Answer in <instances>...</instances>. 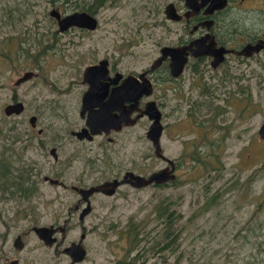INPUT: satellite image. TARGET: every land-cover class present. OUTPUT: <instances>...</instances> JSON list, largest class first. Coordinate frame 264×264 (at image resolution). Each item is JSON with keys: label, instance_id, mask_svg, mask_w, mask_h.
<instances>
[{"label": "rangeland", "instance_id": "obj_1", "mask_svg": "<svg viewBox=\"0 0 264 264\" xmlns=\"http://www.w3.org/2000/svg\"><path fill=\"white\" fill-rule=\"evenodd\" d=\"M86 1L89 3L91 0ZM168 2H175L178 7L184 5V0H107L96 14L98 26L95 31H74L79 36L76 35L73 40L79 44V50L82 49V53L78 51L77 62L85 64L109 56L111 62L116 59L118 67L126 71L140 70L150 65L157 57L160 46L175 40L176 34L171 32L174 28H180L182 34L188 32L184 24L170 22L165 18L164 7ZM15 3L20 7V13L15 11V16L19 14L22 19L14 17L9 21L7 13L15 9ZM52 5H59L62 11L68 4L64 0L55 3L50 0H0V154L6 142L4 132L13 125L10 134H17L21 138L15 144L17 149L7 151L6 148L3 154H6L11 166L20 164L21 169L26 165L32 168L33 162V168L37 169L33 172V180L39 182L38 188L28 198L34 206L33 211L64 212L72 206L76 197L42 180V175H49L48 170L54 164L51 157H42L35 151L34 139L31 148L29 138L36 137V132L27 122L30 115H36L40 120L39 125L44 128L42 137L49 138L54 134L55 137L66 138L61 155L63 160L68 159L76 150L79 151V158L64 171L68 182L81 172L84 173L80 175L84 176L87 185L118 177L126 170L148 174L162 167L163 162L154 156L151 143L145 137L149 124L146 117L126 133L118 134L115 143L104 145L94 153L86 151L92 145L68 140L70 123L77 115L73 111L64 113V110L73 95L58 93L53 83L60 86L67 82L70 63L65 59L73 58V44H67V55L60 57L47 50L43 62L44 73L39 77L29 79L19 86L13 85L17 76L10 77L9 82L6 80L5 77L9 76L5 74L3 54L9 53L7 50L12 49L11 44H30L33 37V68L38 55L44 54L37 51V45L51 41V32L56 29L48 14ZM13 51L22 74L31 65L30 57L18 47ZM257 66L253 64L246 67L256 68L254 74L257 77L253 75L250 82L255 84V89L260 88L261 114L255 116L249 110V117L246 113L241 125L234 129H224L223 146L220 144L223 142L221 132L217 130L213 134V145L218 149L221 161L209 156L210 148L205 146L202 162L208 165V161H214V169L210 168L208 172L202 169V176L197 180V169L192 168L190 158H183V149L189 148L188 152L193 150V140L201 132L195 134L191 124L175 122L174 125V112L167 119L171 125L161 140V147L167 157L182 156L184 160L176 180L164 187L137 189L122 185L112 196L96 195L93 198V212L85 220L89 228L87 246L90 250L83 264H113L125 259L129 246L119 234L125 232L131 221L137 224L141 233L145 230L146 241L149 242L146 264H264V141L254 145L260 142L258 129L264 122V70L261 66L259 70ZM190 73L189 69L185 70L182 78V112L187 107L185 102H191L192 98L200 95V88L197 82L193 83ZM13 88H16V95L25 107L20 115L7 116L3 107L10 101ZM159 88L156 84L152 95L159 97ZM167 97L166 110L169 111L176 103V96L173 91H168ZM53 100L59 102L57 109L51 107ZM63 114L70 116V123H64L66 117ZM177 116L182 117V114ZM232 116H236V113L231 112ZM49 125L51 127H47ZM98 141L96 139L95 144ZM10 153L19 157V160L11 159ZM18 169L21 171L16 167L11 171L17 173ZM19 195L17 193L11 199L0 198V230L10 219L16 221L22 229L30 226V221H18L23 214L17 210L27 209L25 199ZM206 199L213 200V203L205 210L202 205ZM164 202L169 205L168 211L177 216L173 232L178 233V240L174 247L159 253L154 246L159 240L164 242L165 235L163 220L157 217V208H161ZM78 232L76 228L72 235H78Z\"/></svg>", "mask_w": 264, "mask_h": 264}, {"label": "flooded vegetation", "instance_id": "obj_2", "mask_svg": "<svg viewBox=\"0 0 264 264\" xmlns=\"http://www.w3.org/2000/svg\"><path fill=\"white\" fill-rule=\"evenodd\" d=\"M58 1L59 0H54L52 3ZM76 1L77 3H73L72 0H64L66 5H68L67 8L62 9V11L57 5H52L51 9H58L61 13V17L73 12H86L91 14L86 9H82L83 5L81 4V0ZM84 1L87 3L86 0ZM194 1V5H196L197 8L186 7L185 2L182 7H178L175 2H168L165 5L166 7L169 3H172L175 7L176 13L181 16L178 20H170L166 18V16L165 18L170 22L179 23L180 25L184 24L183 27H186L188 32L186 34H182L180 32V28H174L171 32L176 34L175 40H173L172 43H165L160 46L158 55L155 59L160 56V49L163 46H183L189 44L192 40H196L207 35L208 38L211 39V42L215 43L210 45L211 52H214V49L219 48L224 50L221 61L214 59L213 53H210L212 55H201L197 57L189 56L183 73L177 78L172 77L169 73V57H166L161 62L160 66L155 67L154 69H151V65L155 59L150 65L143 67L140 70L132 69L130 71L119 68L117 60L114 59V61L111 62V58L109 56H103L97 60L81 64L77 62V59L79 57L78 51L82 53V49L79 50V44H77V41L73 40V37L76 35L77 37L79 36L74 31L92 32L95 31L97 27L91 30L83 27L71 26L64 31H61L58 28L57 20L49 15L53 25H56V29L53 31V34L51 32V41L37 45V51L44 54L38 55L39 58L35 59L37 62L35 67L33 68V37H31L30 44H11L12 49L7 50L9 53L7 54L5 52L3 54L4 62H6L4 68L5 74L9 76L5 78L9 82L10 77L14 78L17 76L13 85L19 86L21 83L19 85H15V82L25 72H31V78L29 79H33L37 76L39 77L44 73L43 62L45 60L44 57L47 50H49L48 53L53 55L58 54L57 56L60 57L62 55H67L65 52V48L68 47L67 44H73L71 46L73 58L65 59V61H69L70 63V67H68L70 71H68L69 73L66 76L67 82L60 86L53 83V88L60 94L73 95L70 97L68 107L64 110V113H70L73 111V113H76L77 115L75 120L73 119L72 123H70V116L68 114H63L64 117H66L64 123H70L71 125V128L68 129V140L76 142L77 144H90L92 146L86 148V151L88 153H94L96 150L103 148L104 145L115 143L118 139V134L126 133L128 129L133 128L140 120L145 118V116L140 117L132 125L122 123L118 129H115L114 126L111 125L112 121L108 124L105 121L102 127L94 126L96 123H93L95 120L94 112L99 109L103 110L105 118L109 112L110 114H114V116L119 115L120 111L113 109V90L118 86H122L124 79L128 75H133L139 82H142L141 75L143 74L144 77L151 80L154 89L156 84L160 87L159 97H155L154 95H150L148 97L143 96L139 100L140 109H143L146 103L152 100L155 101L161 111L162 133L160 140L164 139L166 136L167 130H169V126L171 125L167 119L169 116L173 115L174 112L176 114V119L173 122L174 125H176L175 122L186 123L188 125L191 124L194 128L195 134H198V131L201 132L198 137H195V140H193V150H190L192 152H188L189 148L187 147H184L183 149V158H190L192 168L197 169L195 170V175L198 180V178L202 176V169H205L207 172L210 168L214 169V161H208V165L206 166L199 162V160L203 159L205 146L210 148V151L208 152L209 156H213V158L218 162L221 161L220 153L213 145V134L217 130L221 132L223 142L220 144L223 146L224 129L226 130L232 127L234 129L235 127L241 125L244 122L246 113H248L249 110L250 114L255 116H259L261 114L260 88L255 89V84L250 82L253 75L257 77V75L254 74L256 68L246 66L256 64L258 65L257 68L259 70L260 66L264 70V0H225L224 5L219 8H211L213 6V1L215 0H205L204 2L203 0ZM17 5L18 4H16V7ZM100 8L95 9L94 13L91 14L95 16L96 19H98L96 14H98V10ZM185 12H187L188 15H185ZM75 42L76 44H74ZM15 47H18L21 52L25 51L31 60L29 69L24 71L22 74H20V65L16 64L14 59L13 50H15ZM253 47H256V49H253ZM101 60H106L107 62L105 67L106 72L94 74V77L97 78L96 83H89L84 79V72L86 68L90 65L98 64ZM188 69L191 71L190 74L193 83L197 82L196 85L200 88V95L198 98H192L191 102H185L187 107L184 112H182L181 104L182 94L184 92V80L182 78L185 70ZM247 71H249V73ZM191 85L192 83H190V86ZM94 87H96V89ZM13 89L14 91L11 95L10 101L4 105L3 110L8 104L21 101L16 95V88ZM89 90L91 95L86 98V103L84 104L83 97ZM168 91H173L176 96V103L174 106L170 107L169 111L166 110V108H168L167 100L169 99L167 97ZM53 101L54 102H51V107H55V109H57L59 107V102L57 100ZM131 103L132 101L124 100L122 106L125 109H129ZM89 105L91 108H88ZM91 112L92 114L90 115ZM231 112L236 113V116L230 117ZM180 113L182 114V117L177 116ZM138 114L139 112L137 110L131 112V119ZM247 115L249 117V113ZM31 116L35 117L34 123L30 124L29 121L27 122L36 132V137L33 138L32 136L29 138L31 148L33 149L34 139L35 151L38 154H41L42 157H51L52 163L54 164L52 165V169L48 170L49 175H42V180L52 186L71 192V195L76 197V200L72 203V206H69L68 210L64 212H60L58 210L46 212L37 210L33 211L34 206H32L28 198H31L36 193L38 188L37 184L39 182L33 180V172L37 169L33 168L32 162V168L30 170L31 179L29 174V179L25 184V186L29 185L32 193L28 196V198H23L25 199V208L27 209L17 210L18 213L23 214V216L18 218V221H30L31 224L30 226H26L22 229L17 225L16 221L10 219L8 223L3 226V230H0V264H83L88 259L90 250V247L87 246L89 228L86 227L85 220L93 212V198L96 195L105 194L101 192H93L89 196L90 210L84 216H81V212L84 208H86L87 203L82 200L80 189L97 186L104 181L112 180L114 178L121 179L127 171L148 176L155 170L148 174H141L133 170H126L118 177H113L111 179L90 185H87L84 182V176L80 175L84 173L81 172L80 174L75 175L76 177L74 176L75 178L73 180L68 182L65 180V172L72 166V162L79 158V151L76 150L68 157V159L63 160L61 155L64 152L63 145L66 138L61 136L55 137L54 134H52L49 138L42 137L44 134V128L39 125L40 120L36 115H30L29 118ZM148 123L149 127V120ZM47 127H51V125ZM146 132L145 137L150 142L146 136ZM78 133H81V135ZM259 138L260 142H255L254 145H259L262 141H264V139L260 136ZM96 139H99L97 144H95ZM46 148H48V153H46ZM224 149L225 148L222 147V151H224ZM167 158L173 162V173L176 174L177 178L180 168L184 165V160L182 161V156ZM158 159L163 162L162 167L159 169L167 167L171 168V165L167 160H163L161 158ZM223 166L224 164L221 162V167ZM16 172L17 173L9 171L8 178H3V180L8 182L3 186H8V189H0V198L11 199L19 192L18 184L9 185V181L16 180V176L20 174L19 169L16 170ZM176 178L173 181H175ZM49 179L52 180V182ZM170 182L171 181H167L159 185L150 184L148 186L164 187ZM118 189L119 188H117V190ZM33 190H35L34 194ZM18 197H21V195ZM206 201L207 199L205 202ZM131 223L132 221L130 224ZM135 226L136 234L133 238L132 235L134 234L135 228L134 226L129 228L128 224L125 232L119 234V237L123 239V242L127 243L129 249L125 259L116 261L113 264H146L145 260L149 242L146 241L144 228V232L141 233L140 229L137 228V224H135ZM76 228L79 230L78 235H72ZM13 229H16L15 233H13ZM169 237L171 238V236ZM73 246L78 248V250L83 251L84 259L81 262L72 263L73 258L67 250ZM131 252H135V254H132Z\"/></svg>", "mask_w": 264, "mask_h": 264}, {"label": "water", "instance_id": "obj_3", "mask_svg": "<svg viewBox=\"0 0 264 264\" xmlns=\"http://www.w3.org/2000/svg\"><path fill=\"white\" fill-rule=\"evenodd\" d=\"M204 1L205 0H203V2ZM184 2H185V6L188 8L189 7L197 8L196 5H194L195 4L194 0H184ZM224 3L225 0H219V2L218 0H215L213 1V6L211 8L222 7ZM173 7H174L173 4L169 3L165 7L164 14L166 18L170 20H178L181 18V16H179L176 13L175 7L174 8ZM48 14L57 20L58 28L61 31H64L71 26L83 27L93 30L98 25L96 17L86 12H73L61 17V13L59 12V10L53 8L49 10ZM185 15H188L187 12H185ZM212 43L215 44L214 42H211V39H209L208 36L206 35L199 39L192 40L187 45L178 46V47L163 46L160 49V56L157 59H155V61L152 63L151 69L160 66L161 62L166 57H169V64H168L169 73L172 77L177 78L183 73L184 67L188 61L189 56L197 57L201 55H212L210 53H213L214 59H217V61H221L224 50L222 48H219V49H214V52H211L210 45ZM253 49H256V47H253ZM106 65H107L106 60H101L96 65L88 66L84 72V79L89 83L92 84L96 83L97 78L94 77V74L101 72L105 73ZM29 78H31V72L29 71L25 72L20 78L17 79L15 85H19L20 83L26 81ZM141 79L142 82H139L133 75H128L124 79L123 85L118 86L112 92V98L114 99L113 109L120 111V114L114 116V114H110L109 112L105 118L103 110L99 109L94 112L95 120L93 121V123L94 124L96 123L94 126L102 127L105 121L107 122V124L112 121L111 125H113L115 129H118V127L122 123L126 125H132L140 117L142 116L147 117V119L150 121V125L146 132V136L152 143L154 149V155L163 160H167L170 163L171 168L167 167V168H161L159 170H155L151 172L148 176H143L140 174H135L133 172L127 171L124 173L121 179L114 178L112 180L104 181L97 186H91L84 189L81 188L80 193L82 194V200H84L87 203L86 208H84L83 211L81 212V216H84L90 210L89 196L93 192H101L107 196H112L116 192L117 188H119L121 185L124 184H129L132 187L141 188L148 186L150 184L159 185L167 181H173L176 178V174L173 173L174 164L170 159H168L164 155L161 147V140H160L162 133L161 111L159 110L155 101L152 100L148 101L143 109L139 108L140 98L143 96L148 97L152 95L154 90L153 83L151 82L150 79L144 77L143 74L141 75ZM94 88L96 89V87ZM89 92L90 90L86 92V94L83 97L84 104L86 103V98L91 95V92L90 93ZM124 100L132 101L129 109L123 108L122 103ZM88 108H91V106L89 105ZM23 110H24V104L21 101H19L16 103L8 104L4 108L3 112L5 115L10 116L12 114L19 115L23 112ZM134 110H137L139 114L135 116L133 119H131L130 114ZM91 114L92 112L90 113V115ZM28 121L30 124H33L35 121V117L31 116ZM78 134L81 135V133ZM258 135L262 139H264V122L262 123V125L258 130ZM50 181L52 182V180ZM67 252H69L70 256L73 258L72 263L81 262L84 259L83 251L78 250V248H76L75 246L68 249Z\"/></svg>", "mask_w": 264, "mask_h": 264}, {"label": "trees", "instance_id": "obj_4", "mask_svg": "<svg viewBox=\"0 0 264 264\" xmlns=\"http://www.w3.org/2000/svg\"><path fill=\"white\" fill-rule=\"evenodd\" d=\"M50 1L53 2L54 0H50ZM72 1H73V3H77L76 0H72ZM106 1L107 0H91L89 3H86L84 0H81V4L84 6V7L82 6V9H86L91 14H93L95 9L102 7ZM57 6H59V5H57ZM62 9H64V8H62ZM15 11L20 13V7L17 6V7H15V9L13 11H9L7 13V18L9 21L13 20L14 17H16L15 13H14ZM16 18H17V20H21L22 16L17 14ZM52 34H53V32H52ZM46 42H49V41H46ZM40 43H41V41H40ZM12 128H14L13 125L10 126L9 129H7V131L4 132V134H5L4 139L6 140V142H5V144H3L4 149H3L2 153L0 154V189H3V190L8 189V186H3L6 183H8L6 180H3V178H8V172L11 171V169L14 167L21 169L20 164L11 166L9 159L6 158V156H5L6 154H3L4 150L6 148H7V151L8 150L10 151L12 149H17L15 147V144L21 138V137L17 136V134H14V135L10 134V131L12 130ZM10 154H11V159L19 160V157H15L13 153H10ZM199 162L204 164L202 162V160H199ZM30 170H31V168H29V166L26 165L25 168L21 169L20 174H18L16 176L17 177L16 180L9 181L10 186L13 184H18V189H19L18 193L21 195L22 198H28V196L32 193V190L30 189L29 185L25 186L26 182L29 179ZM34 193H35V190H33V194ZM212 203H213V200H207L202 206L206 210L212 205ZM168 209H169V205L167 202H164V204L161 208L160 207L157 208V217H158V219L163 220V222H162L164 224L163 233L165 235V237H164L165 241L163 242L162 240H159L156 243V245L154 246V248H157V251H159V252H163L167 248L174 247L175 243L178 239V233L173 232V226H174L175 219L177 218V216H175L172 212L168 211ZM131 226H134V228H135L134 234L132 235V238H133V236L136 234V226H135V224H132V223L130 225H128L129 228ZM169 236H171V238Z\"/></svg>", "mask_w": 264, "mask_h": 264}]
</instances>
